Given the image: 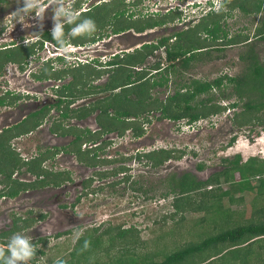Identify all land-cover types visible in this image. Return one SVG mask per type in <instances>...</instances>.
<instances>
[{
  "label": "rangeland",
  "instance_id": "obj_1",
  "mask_svg": "<svg viewBox=\"0 0 264 264\" xmlns=\"http://www.w3.org/2000/svg\"><path fill=\"white\" fill-rule=\"evenodd\" d=\"M77 1L78 0H70V2L65 4H71L75 8V3ZM105 1L109 2L110 0H79L81 6L76 7L74 10H77V12L80 11L83 6H86V3L87 6H89L91 4H96L98 2L102 3ZM220 1L222 0H214L216 4L215 7L218 6ZM124 2H126L125 5L128 4L126 5L127 11L125 15L131 12H134V14H137L138 16L149 15L153 12H156L158 15H164L166 12H169V9L181 13L180 18L174 22L162 25L164 27L159 25L158 27L153 28L154 34L149 35L148 38H146L153 43L158 42L159 38L163 35L165 37H173L180 31L185 30L186 28H191L199 20L205 17L203 15L204 12L197 11L196 13H192L190 8L184 5L180 8L176 7L177 3L182 2L184 4L185 0H142L135 6H131L130 3H127L132 2V0H124ZM40 3L46 5L48 0H40ZM22 5L23 0H19V2H17V0H8L1 5L0 44H9L10 42L20 41L23 38L25 39L23 41L25 42L24 44H29L30 42L37 40L38 35L34 30L35 28H38V24L33 25L32 23L36 20L34 13L26 17L23 22L17 21L14 18L13 11ZM225 10H228V5H226ZM260 16L261 15L254 14L246 15L239 9H235L222 21V24L224 23L222 28L228 32L229 36H235L239 33L247 34L249 37L248 43L227 45L225 44L226 39L221 38L212 41V37L206 35L204 31L199 30L197 36L202 40L206 39L204 44L207 46L208 43L213 44V46L208 48L205 53L198 55L200 58L193 59L187 67L179 65V62L181 61L174 62L176 66L175 69L169 68L164 72L165 78L168 79L166 85L158 90H154V95L159 99L166 98L167 96L172 95L180 84L185 82L189 83L192 79L196 78L201 80H212L218 76L242 75L248 69L247 64L250 62V59L247 58L248 53L250 55H257L262 61L264 59V40H260L253 35L254 27L258 24ZM85 17L86 16L84 15L82 18ZM51 21H53L52 18ZM117 25L116 21L115 27H117ZM111 26L112 24L110 21L101 28V31L105 34L104 40L107 42H111ZM192 31L193 30L190 29L187 32L189 33ZM176 36L179 41H174L172 38L171 41H168V44L171 45L173 41L177 42L179 45L184 43V40L181 39L180 36ZM124 41L125 40H122L121 42L125 43ZM136 41H138V39ZM125 46H120L117 43L109 44V46H107L106 54L119 51ZM132 48H134V46ZM162 51L164 50L159 49L158 52L155 53V58L148 57L145 62L139 66H142L143 68L145 66L150 67L154 64V61L158 60V57L161 59L160 62L162 63V66H166L168 62L164 59ZM120 54L121 53H119V55ZM131 70L134 71V69ZM103 77L105 78L106 76L103 75ZM103 77L101 76V78ZM220 89L221 90L212 89L214 98L213 102L226 106V109L206 118H200L193 123L189 124L187 119L162 120L152 118L150 115L151 122L146 124V135L144 136L146 139H143V141L141 140L142 146L139 148H142L141 150L143 151L161 147L173 149L176 154L181 153V157L170 159L156 168L150 167L147 163L139 162L134 158L128 159V166L125 164L128 169V174H131L134 180L143 182V188H148L146 192L140 190H126L122 192L120 186H117L116 192L110 194L108 191L109 189L105 188L103 191L99 192L98 195H88L81 199L79 203L75 204L74 207H71V204L79 195V181L82 180V177L89 175L90 172L86 171L81 173V166L77 165L71 156L58 155L54 159H51L49 161V166H52L54 169H68L71 172L74 181L66 183L64 186L57 189L47 188L48 195L45 196H48V198L45 204H43V200L39 199L41 198V190L33 193L34 195L32 196H26V199H19L18 203L23 204L27 202V208H31L35 215L42 212L48 213L45 219L36 221L32 225L34 226V230L38 227L40 228L37 232H29L27 229L17 231L32 237L33 240L40 236L47 238V243L44 244L39 242L36 246L37 248L43 249L44 254L35 255L34 259L36 261L30 260L28 264H53L61 256L68 258L66 255L76 248L78 237L81 236L86 229L93 226H99V230L95 233L96 236L104 229L109 228V226L112 228H115L116 226L127 228L132 225L140 230V236L144 241L150 240L151 242L149 246L145 247V249L144 247L141 248L142 251L144 249L146 253L148 252L147 250H149V252H154L155 249H159L162 251L161 254L164 255L177 250V248L183 243L185 244L195 238L198 239L196 235L200 237L202 236V238L208 236V222L204 224H200L199 222L202 212H192L194 210L191 209L183 214V224L176 230V233H174L175 239H173L168 233L170 232L169 228L174 227L175 222L178 220L181 213L178 212L175 214L176 211L172 204L173 197L171 195L168 197H163L161 195L168 188L169 182H167L166 179L171 173H176V175L179 176L184 172H191L199 179H206L211 174L222 169L224 165L223 159L225 158L231 160L237 154H240L243 160L250 156L264 157V125H258L253 122L250 125L236 126L232 120L234 112L240 111L244 102H246L248 98H237L236 94H234L232 84H223ZM234 101H238V106L232 108L230 107V104ZM193 102L194 101H192V103ZM157 115L158 114L155 113V116ZM80 124L83 127L87 126V124L83 125L82 122ZM89 125L90 128H94L95 126L92 122H90ZM125 136L126 137L123 139L114 140L113 144L109 145V148L103 150L102 153L109 154V156L112 157L114 156V149H122L121 151H119V149L118 151L115 150L117 154L122 151L129 154L136 151L135 146L132 144L127 145L122 143L128 141L129 135L126 133ZM233 137L235 139L230 143ZM69 139V137H57L54 140H51L50 143L53 145H63ZM27 145V148L30 149L27 151L30 153L35 147H45L38 141V138L32 140V142ZM46 146H49V144ZM117 158H119V156H117ZM119 162L120 160L114 164L120 165ZM199 164H202L203 167L198 168ZM254 184L256 183L254 182ZM228 187L229 184L223 183L219 188L225 190ZM209 188L210 187H208V189ZM215 188L214 185L212 190ZM214 192L216 193L217 191L215 190ZM256 194L257 192L255 191L250 192L248 190H243L235 193V196L237 197L243 196L244 200L242 203H230L227 198H224L222 204L231 209L237 210V212L242 211V216H239L238 213L235 218L238 219V222L240 221L243 223L252 213L251 204ZM6 200L7 199H0V212L3 210L4 205L13 206L12 204H15L17 206L16 201L13 203V201L8 200V204H6ZM3 202L5 204H3ZM62 205H65L66 208L62 207ZM27 208L23 207L22 210H16L25 212V209ZM10 211L11 209L7 210L8 216H10ZM170 214L175 215L171 218ZM41 226H43V230L41 229ZM160 231H162V233L157 240L158 245H161L162 242H165V245H161L162 247L159 248L154 242L156 241L155 237L158 236ZM164 232L167 235H165L164 239H161ZM57 234L61 235L57 236ZM107 236V233L102 235L101 238L104 239V243L100 241V248L97 249L98 256L97 254H94V256H97V264H107L106 262L104 263V260H107L106 257L108 256V250L105 252L104 249L111 241H107ZM170 237L171 240L173 239L176 241L175 244H173L174 241L172 240L173 242H171L170 245ZM117 239L115 244L119 245L120 241ZM5 246L6 245L0 244V247ZM115 246L112 248L110 246L109 250L114 254H118L119 248L118 246ZM99 255L101 257H99ZM105 255L107 256L105 257ZM202 255L208 257V250L202 251L199 256L201 257ZM155 258L156 260L160 259L159 256Z\"/></svg>",
  "mask_w": 264,
  "mask_h": 264
},
{
  "label": "flooded vegetation",
  "instance_id": "obj_2",
  "mask_svg": "<svg viewBox=\"0 0 264 264\" xmlns=\"http://www.w3.org/2000/svg\"><path fill=\"white\" fill-rule=\"evenodd\" d=\"M64 2L68 3L70 0H64ZM94 5L87 6L86 3V6H83L78 13ZM52 14L53 9L49 6L45 10L42 21L36 18L35 22H32L33 25L38 24V28L34 30L38 35L34 42L24 44L25 39L23 38L9 44H0V52L15 50L20 46L34 47L32 53L26 58L8 60L0 67V149H2L0 150V165L2 159L15 163L10 175L0 172V199H7L6 204L8 200L13 203L16 201L17 204V206L12 204L14 207L3 206L0 212V234L11 231L15 225L24 226L20 231L27 229L29 232H37L40 229L38 227L34 230L32 225L36 221L45 219L48 213L42 212L35 215L31 208H27V202L23 204L18 202L19 199H26V196H32L33 193L41 190L39 199L45 204L48 198L45 196L48 195L47 188L57 189L74 181L68 169H54L49 166V161L58 155L71 156L75 163L81 166V173L90 172L79 181V195L71 207L88 195H98L105 188L109 189L110 194L116 192L117 186H120L122 192L143 189V182L134 180L133 176L128 174L125 164L128 166L127 160L134 158L154 167L146 154L159 148L145 151L139 148L142 146L141 140L146 139L144 136L146 135V124L151 122L150 115L156 119L175 120L165 117L159 108V103L168 98L159 99L154 95V90L164 87V83L156 85L149 92L151 97L141 98L142 100L137 98L133 90L122 92L123 87L111 90L108 84L111 75L119 67V63H110L111 61L116 62L118 57L121 60L126 55L141 56L144 52L146 53L142 60L136 61L134 65L121 63L127 66L133 74L131 80L135 79L138 76L137 72L140 71L144 73V79H149L150 82H164L166 69H175L174 62L181 61L179 57L174 60L168 59V49L175 48L177 42L174 41H179L177 34L173 37L163 35L158 42L153 43L146 38L154 34V27L140 31L130 26L118 31L115 27L117 19L112 17L102 24L96 23L94 33L75 37L76 39L68 35L72 25L66 24V46L61 48L51 38H48V36L52 37L51 29L54 25V21H51ZM110 21L112 24L110 41L126 46L119 51L106 54L107 46L112 43L104 40L105 34L101 28ZM172 38L174 41L170 45L168 41ZM122 40H125V43H122ZM159 49L164 50L162 55L168 62L166 66H162L160 57L150 67L139 66L148 57L155 58V53ZM179 65H182V62H179ZM134 85L135 83H130L124 87L130 88ZM155 113L158 115L155 116ZM81 122L87 126H81ZM90 122L95 125L94 128H90ZM126 133L129 135L128 141L122 143L132 144L136 151L131 154L122 151L117 154L115 150H122L118 148L113 150L114 156L112 157L102 153L113 144L114 140L125 138ZM57 137H69L70 139L63 145L51 144V140ZM37 138L45 147H35L31 153L28 152L27 150L30 149L27 148V144ZM48 144L49 146H46ZM77 147H80V153L88 152L90 158L94 160L87 161L82 156L79 158V154L74 150ZM40 157L43 159L39 164V172L35 168L37 159ZM119 160L120 165L114 164ZM45 171L49 174L60 173V175L46 176ZM52 176L62 179L61 183L59 185L48 183L47 180ZM11 186L19 189L14 195L8 194ZM23 207L27 208L25 212L19 211ZM62 207L66 208L65 205ZM8 208L11 209L10 216L7 214ZM41 229L43 230V226Z\"/></svg>",
  "mask_w": 264,
  "mask_h": 264
},
{
  "label": "trees",
  "instance_id": "obj_3",
  "mask_svg": "<svg viewBox=\"0 0 264 264\" xmlns=\"http://www.w3.org/2000/svg\"><path fill=\"white\" fill-rule=\"evenodd\" d=\"M7 1L0 0V5ZM141 1L132 0V2L127 3L135 6ZM125 3L124 0H110L109 2L97 3L93 7L80 12V18L83 19L82 17L85 15L86 17L92 18L95 23L100 22L102 24L112 17H115L117 19L118 25L116 29L118 31L130 26H134L140 31H143L147 28L174 22L181 15L180 12L169 9V12H166L164 15H158L156 12H153L149 15L138 16L134 12H131L127 13L126 16V5L128 4L125 5ZM75 5L76 7L81 6L79 0ZM223 5L225 7L228 5V10H225V7H221L219 11L210 12L205 15L204 18L199 20L191 28H186L177 33L184 40V43L181 45L176 43L175 48L168 49V59L174 60L179 57L182 66L187 67L190 60L200 58L198 55L205 53L208 48L212 47L213 44L208 43L207 46L204 44L206 39L202 40L197 36L199 30L204 31L206 35L212 37V41L221 38L226 39L225 44L227 45L248 43L249 37L247 34L239 33L235 36H229L228 32L222 28L224 24H222L223 19L235 9H239L246 15H261L258 24L254 27L253 35L260 40H264V0H224ZM190 29L193 31L188 33L187 31ZM48 38L56 42L52 37L48 36ZM33 48V46H20L15 50L0 52V67L8 60H22L26 58L32 53ZM144 53L141 56L135 55L133 57L132 55H126L121 59L122 62H119L121 60L116 62L113 60L110 62L119 63L118 69L110 77L108 85L111 90L118 87H123L122 92L133 90L137 98L142 100L141 98L151 97L149 92L156 85H162L163 83L165 85L167 83V78H164V82H150L149 79H144L145 75L140 71L137 72L138 76L131 80L133 74H131L127 66H123L122 64L134 65L136 61L142 60L145 55ZM188 53L190 54L187 55ZM247 55L250 62L247 64L248 69L242 75H225V78L218 76L212 80L196 78L192 79L189 83L185 82L180 84L172 95L166 97L168 100L159 103V108L162 110L164 116L175 120L187 119L188 123H192L200 118H206L212 114L222 112L226 109V106L213 102L212 89L221 90L220 88L223 84H232L234 94H236L237 98H248L244 102L242 109L234 112L232 116L234 125L244 126L250 125L253 122L258 125H264V59L261 61L257 55H250L249 53ZM130 83H135V85L130 88L124 87ZM192 101L194 102L192 103ZM155 103L158 102L155 101ZM237 106L238 101L230 104L232 108ZM234 139L233 137L230 143ZM74 150L79 154V158L82 156L87 161L92 159L88 152L80 153V147L74 148ZM146 157L150 160L152 166L156 167L170 159L181 157V153L176 154L173 149L159 148L148 152ZM42 159V157L37 159L35 170L39 172V164ZM223 162L222 169L211 174L206 179H199L189 172H184L179 176L176 173L170 174L166 179L169 182L168 188L161 195L163 197L171 195L173 197L172 204L176 211L175 214L178 212L181 213L174 227L169 228L170 232L168 233L173 239H175L174 233L183 224V214L191 209L194 210L192 212H202L199 222L200 224L208 222V236L202 238V236L200 237L195 234L198 239L195 238L185 244L183 243L177 250L164 255L161 254L162 251L159 249H155L154 252L147 250L148 252L145 253V247L149 246L151 242L150 240L144 241L140 236V230L132 225L127 228L120 226L112 228L109 226L110 229H104L96 236L95 233L99 230V226H93L86 229L78 237L76 248L66 255L68 258L61 256L57 260L62 259L67 264H97V249L100 248V241L104 243V239L101 238L102 235L107 233V241L111 240L109 245L105 246L106 248L104 249L105 252L108 250V256L105 255V257L107 256V260H104V263L106 262L107 264H111V262L112 264H264V157L250 156L243 160L241 155L237 154L231 160L227 158L223 159ZM14 165L15 163H9V161L2 159L0 172L10 175ZM202 167V164L198 165V168ZM45 175H60V173L49 174L48 171H45ZM61 181L62 179H58L57 176H52L51 179L47 180L48 183L54 185H59ZM223 183L229 184V187L225 190L219 188ZM214 185L216 188L212 190ZM208 187L210 188L208 189ZM147 189L139 188L137 190L146 192ZM18 190V188L16 189L11 186L8 194L14 195ZM215 190L217 191L216 193L214 192ZM243 190L255 191L257 194L254 196L251 204V215L242 223L240 221L238 222V219L235 217L238 213L239 216H242L243 212H237V210L223 205L222 202L224 198H227L230 203H242L244 200L243 196L237 197L235 193ZM175 214H170V217L173 218ZM24 225L26 226V224ZM23 227L15 225L11 231L9 230L8 232L0 234V242L6 245L8 237L20 231ZM161 233L162 231L155 237L156 241L154 242L159 248L162 247L161 245H165V242L158 245L157 240ZM165 235L167 234L164 232L161 239H164ZM116 239L120 241V247L118 244H115ZM172 240L170 237V245L174 241ZM39 242L45 244L47 243V238L38 237L37 240H33L36 246ZM110 246L111 248L118 246L119 253H112L109 250ZM143 247L144 249L142 251L141 248ZM205 250H208V257L204 255L200 257V253ZM38 254H44V250L37 248L36 255ZM94 254H97V256H94ZM158 256L160 259L156 260L155 257ZM99 257L101 256L99 255ZM31 261L36 260L33 258ZM56 261L53 264H56Z\"/></svg>",
  "mask_w": 264,
  "mask_h": 264
},
{
  "label": "clouds",
  "instance_id": "obj_4",
  "mask_svg": "<svg viewBox=\"0 0 264 264\" xmlns=\"http://www.w3.org/2000/svg\"><path fill=\"white\" fill-rule=\"evenodd\" d=\"M177 1V0H176ZM179 1V0H178ZM19 2V0H17ZM224 0L216 6L214 0H185V3H177L176 7L183 5L190 8L192 13L204 12V16L210 12L219 11ZM51 6L53 9L52 19L54 25L51 29L52 38L61 48L66 46L65 25H72L68 35L75 38L83 35H90L96 31V23L90 17L80 18L71 4H65L64 0H48L46 5L40 0H23V5L13 11L15 20L23 22L30 14L34 13L38 21L44 18L45 10ZM174 9V8H173ZM202 15V16H203ZM37 253V247L33 243L32 237L22 233H14L8 238L6 246L0 247V264H28ZM56 264H67L64 260H57Z\"/></svg>",
  "mask_w": 264,
  "mask_h": 264
}]
</instances>
